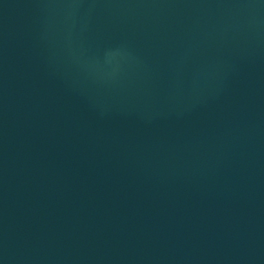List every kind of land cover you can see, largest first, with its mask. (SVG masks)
Segmentation results:
<instances>
[{"label": "water", "instance_id": "water-1", "mask_svg": "<svg viewBox=\"0 0 264 264\" xmlns=\"http://www.w3.org/2000/svg\"><path fill=\"white\" fill-rule=\"evenodd\" d=\"M0 264H264V0H0Z\"/></svg>", "mask_w": 264, "mask_h": 264}]
</instances>
